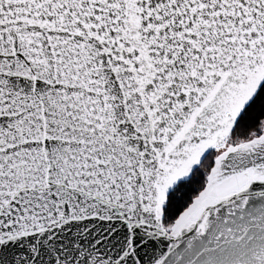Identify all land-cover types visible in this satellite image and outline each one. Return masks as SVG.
Listing matches in <instances>:
<instances>
[{
  "label": "snow or ice",
  "instance_id": "6c2138e0",
  "mask_svg": "<svg viewBox=\"0 0 264 264\" xmlns=\"http://www.w3.org/2000/svg\"><path fill=\"white\" fill-rule=\"evenodd\" d=\"M0 264H264V0H0Z\"/></svg>",
  "mask_w": 264,
  "mask_h": 264
}]
</instances>
